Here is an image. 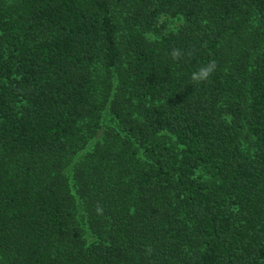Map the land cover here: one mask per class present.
<instances>
[{
	"label": "trees",
	"instance_id": "obj_1",
	"mask_svg": "<svg viewBox=\"0 0 264 264\" xmlns=\"http://www.w3.org/2000/svg\"><path fill=\"white\" fill-rule=\"evenodd\" d=\"M0 264H264V0H0Z\"/></svg>",
	"mask_w": 264,
	"mask_h": 264
},
{
	"label": "clouds",
	"instance_id": "obj_2",
	"mask_svg": "<svg viewBox=\"0 0 264 264\" xmlns=\"http://www.w3.org/2000/svg\"><path fill=\"white\" fill-rule=\"evenodd\" d=\"M173 58H177L179 56V52L178 51H173L172 53ZM215 70V64L214 63H209L206 66H203L201 68L198 69V71L194 72L192 74V79L194 81H203L208 79L212 73Z\"/></svg>",
	"mask_w": 264,
	"mask_h": 264
}]
</instances>
